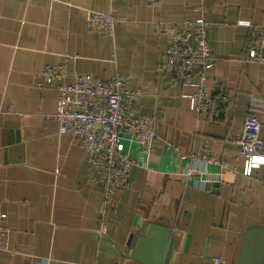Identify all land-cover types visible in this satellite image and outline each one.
<instances>
[{
	"label": "crops",
	"instance_id": "0c3cea01",
	"mask_svg": "<svg viewBox=\"0 0 264 264\" xmlns=\"http://www.w3.org/2000/svg\"><path fill=\"white\" fill-rule=\"evenodd\" d=\"M90 11L114 17L111 35L88 27ZM197 18L208 24L216 60L204 90L233 95L218 121L197 119L185 98L198 91L197 77L180 84L166 66L171 26ZM239 21L264 25V0L0 4V211L10 229L0 264H130L122 258L125 244L147 228V236L170 231L169 264L234 263L246 228L264 225V166L245 176L233 144L250 99L264 100V65L244 61L248 30ZM66 55L77 56L67 83L118 74L139 93L140 113L152 118V151L146 156L125 142L137 166L129 188L109 203L79 140L58 134L57 92L35 86L44 65H60Z\"/></svg>",
	"mask_w": 264,
	"mask_h": 264
},
{
	"label": "built area",
	"instance_id": "2783aa9c",
	"mask_svg": "<svg viewBox=\"0 0 264 264\" xmlns=\"http://www.w3.org/2000/svg\"><path fill=\"white\" fill-rule=\"evenodd\" d=\"M3 1L0 0V4ZM144 2L153 7L160 0ZM87 24L100 34L111 35L116 20L109 13L90 11ZM237 25L248 30L244 61L264 65V25L248 21H239ZM207 26L202 18L173 24L165 54L166 66L180 84L190 83L193 77H197L198 91L185 98L190 100L191 110L197 119L218 121L224 107L231 104L233 95L221 90L209 97L204 90L206 72L216 62L209 51ZM76 59L75 55H66L60 65H44L35 86L41 88L46 85L57 92L54 118L58 134H68L79 140L88 163L98 172L104 202L109 203L115 194L129 188L130 173L137 166V160L126 153L125 142L135 145L143 155L147 156L152 151V118L140 113L139 93L130 90L118 74L108 81H100L89 74L77 75L72 83H67L68 65ZM263 117L264 100L251 98L242 131L233 140L245 160V176L264 166V141L260 137ZM180 156L183 160L194 159L192 155ZM204 162L224 168L220 162L210 159ZM192 173L186 168L182 175L189 178ZM6 218V214L0 211V253L9 251L10 229ZM213 263L224 264V261L214 258Z\"/></svg>",
	"mask_w": 264,
	"mask_h": 264
},
{
	"label": "water",
	"instance_id": "95a60500",
	"mask_svg": "<svg viewBox=\"0 0 264 264\" xmlns=\"http://www.w3.org/2000/svg\"><path fill=\"white\" fill-rule=\"evenodd\" d=\"M150 228L131 235L122 258L130 264H169L173 247L170 231L147 236ZM239 254L233 264H264V225H251L242 234Z\"/></svg>",
	"mask_w": 264,
	"mask_h": 264
}]
</instances>
